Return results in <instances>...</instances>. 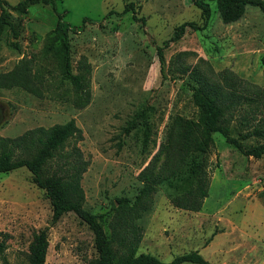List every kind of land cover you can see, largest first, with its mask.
Masks as SVG:
<instances>
[{"label":"rangeland","instance_id":"374dc122","mask_svg":"<svg viewBox=\"0 0 264 264\" xmlns=\"http://www.w3.org/2000/svg\"><path fill=\"white\" fill-rule=\"evenodd\" d=\"M129 1L144 22L130 11L116 13ZM54 4V9L32 4L24 13L7 9L17 35L8 26L0 34V74L26 67L30 84L0 87V137L73 119L81 138L69 141L61 153H73L74 147L87 163L80 180L83 206L101 215L108 235L125 219L126 231L137 230L136 253L168 262L198 250L213 264H264V154L245 156L220 133H208L203 107L182 83L196 68L208 76L210 70L229 69L264 85L261 11L246 5L238 20L223 23L215 3L208 2L205 28L188 27L164 48L161 71L157 47L173 28L184 21L203 23L191 0ZM57 14L74 27L67 32L72 70L81 58L90 66V100L83 107L75 105L72 86L61 74ZM207 106L210 127L233 136L251 129L236 119L223 123ZM250 116L259 123V135L241 140L246 149L264 143V111L256 106ZM59 165L67 167L65 157L52 159L48 171ZM151 175L159 180L138 205L139 191ZM31 178L24 167L0 173V264H28L29 243L40 229H46L48 239L44 264H91L97 257L92 231L73 212L52 222L49 200ZM119 197L134 205L124 218L115 209Z\"/></svg>","mask_w":264,"mask_h":264},{"label":"trees","instance_id":"16d2710c","mask_svg":"<svg viewBox=\"0 0 264 264\" xmlns=\"http://www.w3.org/2000/svg\"><path fill=\"white\" fill-rule=\"evenodd\" d=\"M210 1L215 3L216 10L223 23L238 20L246 5L257 7L264 16V0H191V3L200 10L203 23L197 25L193 21H184L173 28L170 36L157 47L161 71L163 63L161 51L171 42L181 38L188 27L192 30L205 28L210 17L208 4ZM36 3L51 4L53 9L55 6L54 0H19L13 5L6 0H0V34L8 26L13 31V35H17L9 19L8 8L24 13L29 5ZM128 11L132 13L133 19L144 22L143 16H136V7L132 1L127 2L123 9L116 13L124 14ZM110 12L113 11H109L107 14ZM86 20V18H83L82 22H86ZM73 28L63 19V14H57L54 32L61 38L57 47L62 68L61 74L72 86L75 105L83 107L90 100V66L85 59L81 58L77 70L75 72L72 70L67 32ZM48 46L52 49L53 43L48 44ZM28 73L26 67L19 66L17 71L0 74V87H11L13 85L28 87V84H30L27 82ZM182 83L193 93L194 101L203 107L204 123L208 133H220L228 144L234 146L245 156L259 158L264 154V143L246 149L241 141L259 135V123L252 119L250 113L256 106L264 111V85L248 81L229 69L210 70V76H208L196 68H192L188 72L187 78ZM200 95L206 99V103L200 101ZM207 104L219 113L223 123L229 124L233 119H236L240 127L245 129L251 126V129H247L241 135L233 136L222 127H210L208 125L209 111ZM80 138L81 129L73 119L61 124H53L48 128L37 127L27 130L14 138L0 137V173H6L21 167L26 168L32 176V182L44 191L45 197L49 200L52 210V222L58 220L65 213L73 212L82 222L86 223L93 233V243L97 252V257L91 260V264H181L183 262L213 264L204 259L198 250L178 254L168 262H164L150 253H136L139 240L135 238L137 230L132 227L129 232L126 231L125 219L118 220V225L121 227L119 231H115V228H113L110 235H108L100 221L101 215L93 213L83 206L84 191L80 180L86 170L87 163L81 159V155L74 147L72 149L74 154L72 151L66 154L61 153V150L69 141H76ZM167 141L168 144L172 143V133L169 134ZM165 148L169 151L171 149L168 145ZM67 156H72V159H68ZM61 157H65V166L67 167L64 168L63 165H59L58 169L49 172L47 164L52 159ZM158 180L157 175L146 178V183L139 191V201L136 202L138 205L141 200L149 196V192ZM133 206L129 203L128 198H117L115 209L119 211V218H124V214L131 213L134 210ZM47 247V231L46 229H40L33 235L29 243L28 264H44ZM2 249L3 242L0 241V251Z\"/></svg>","mask_w":264,"mask_h":264}]
</instances>
